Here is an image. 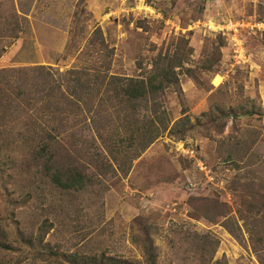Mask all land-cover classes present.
<instances>
[{
    "label": "rangeland",
    "instance_id": "rangeland-1",
    "mask_svg": "<svg viewBox=\"0 0 264 264\" xmlns=\"http://www.w3.org/2000/svg\"><path fill=\"white\" fill-rule=\"evenodd\" d=\"M227 21L245 24L238 44L216 32ZM160 57L179 79L158 99L169 128L128 168L96 140L101 157L80 150L97 136L77 128L60 137L71 152L59 158L87 171L79 193L53 187L23 155L10 171L4 153L0 264L139 262L145 236L158 264H264V0H0V70H77L88 84L95 73L141 78ZM118 109L111 119L129 138L145 113Z\"/></svg>",
    "mask_w": 264,
    "mask_h": 264
},
{
    "label": "trees",
    "instance_id": "trees-1",
    "mask_svg": "<svg viewBox=\"0 0 264 264\" xmlns=\"http://www.w3.org/2000/svg\"><path fill=\"white\" fill-rule=\"evenodd\" d=\"M99 34L100 31L96 29L93 42L106 50ZM83 77L84 74L77 70L55 74L45 66L0 70V160L6 155L4 153L11 156L13 164L10 171H13L14 163H17L15 160L23 155L35 168L42 167V177L53 187L64 192L79 193L88 184L87 171L74 166L76 161H71L69 167H66L62 163L64 161L60 160L61 153L71 152V145L66 147L60 143L63 134L73 131L72 128L92 131L97 139L85 138L90 144L80 150L89 153L86 150L89 146L95 157H101L102 151H107L112 156V161L118 162L120 169H125L139 157L140 151L143 153L168 130L166 111L160 110L158 99L167 90L178 88V75L170 60L158 58L141 78L109 76L108 72H104L103 76L95 73L92 81L90 79L86 82L88 84H82ZM82 91L89 93L85 102L79 95ZM104 96L107 97L106 100ZM108 103L111 107L109 115L103 110ZM121 104L134 111L141 109L145 113L139 112V116L137 114L140 126H135L129 138L121 137L123 133L111 119L114 116L119 119L120 114L126 112L118 109ZM75 112L83 117L71 125L70 118ZM245 114L253 116L255 112ZM104 123H114L110 134H106ZM175 124L169 129L172 135L175 133ZM95 140L105 149L98 152ZM136 146L139 149H132ZM96 162L102 164L100 158ZM37 173L40 171L36 170L31 177L36 179ZM141 248L143 260L139 262L104 255L99 256V261L93 258L88 260L93 264H158V254L148 236L142 240ZM49 255L51 258L54 256L55 260L60 258L57 252ZM75 257L62 255L61 259L67 260L65 263L68 264H78Z\"/></svg>",
    "mask_w": 264,
    "mask_h": 264
},
{
    "label": "built area",
    "instance_id": "built-area-1",
    "mask_svg": "<svg viewBox=\"0 0 264 264\" xmlns=\"http://www.w3.org/2000/svg\"><path fill=\"white\" fill-rule=\"evenodd\" d=\"M220 27V28H219ZM217 27L216 32H220L225 37H230V41L233 43L235 41V44H238V35L240 33L239 29H243L245 27V24L243 22H233V21H227L224 25H221ZM234 44V45H235ZM234 53L238 57V61L245 60L243 59L242 55V49L241 48H234Z\"/></svg>",
    "mask_w": 264,
    "mask_h": 264
},
{
    "label": "bare ground",
    "instance_id": "bare-ground-1",
    "mask_svg": "<svg viewBox=\"0 0 264 264\" xmlns=\"http://www.w3.org/2000/svg\"><path fill=\"white\" fill-rule=\"evenodd\" d=\"M217 81V80H216Z\"/></svg>",
    "mask_w": 264,
    "mask_h": 264
}]
</instances>
